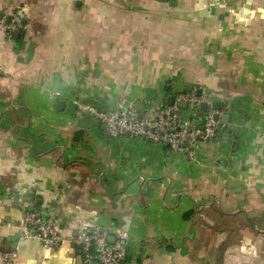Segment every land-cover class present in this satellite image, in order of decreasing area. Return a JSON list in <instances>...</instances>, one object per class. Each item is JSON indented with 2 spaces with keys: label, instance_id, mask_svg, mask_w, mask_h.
I'll list each match as a JSON object with an SVG mask.
<instances>
[{
  "label": "crops",
  "instance_id": "1",
  "mask_svg": "<svg viewBox=\"0 0 264 264\" xmlns=\"http://www.w3.org/2000/svg\"><path fill=\"white\" fill-rule=\"evenodd\" d=\"M13 19L20 36L0 34L12 264H84L75 239L95 226L125 239L129 264H264V0H0ZM190 92L221 108V133L192 156L113 137L98 114L126 99L154 119ZM32 212L59 223L60 248L28 234Z\"/></svg>",
  "mask_w": 264,
  "mask_h": 264
},
{
  "label": "built area",
  "instance_id": "2",
  "mask_svg": "<svg viewBox=\"0 0 264 264\" xmlns=\"http://www.w3.org/2000/svg\"><path fill=\"white\" fill-rule=\"evenodd\" d=\"M24 27L19 20L0 22V34L13 37L23 31ZM1 70V68H0ZM185 102L197 113H208L203 128H198V119L183 122L179 118V103ZM214 102L208 94L200 96L195 93L181 94L173 106H163L156 117L141 116L134 103L127 106V100L122 99L121 112L98 113L107 132L116 138H136L143 141L168 146L172 150L194 154L195 146L201 141H211L216 137L220 121L215 120L219 115L213 108ZM208 109L202 112V106ZM199 116V115H198ZM196 123V124H194ZM28 234L37 237L45 247L58 249L63 240L61 227L53 219H46L38 212L29 213L25 220ZM80 246L84 264H122L127 256L126 241L119 236L115 244L109 242V234L104 227L95 226L89 231L81 232L75 239ZM15 253L0 252V261L3 264H12L16 261Z\"/></svg>",
  "mask_w": 264,
  "mask_h": 264
},
{
  "label": "water",
  "instance_id": "3",
  "mask_svg": "<svg viewBox=\"0 0 264 264\" xmlns=\"http://www.w3.org/2000/svg\"><path fill=\"white\" fill-rule=\"evenodd\" d=\"M162 1H163V0H162ZM19 36H20L19 33H16V34H15V37H19ZM175 101H176L175 98H170V99L168 100V104H169V106H173V105L175 104ZM179 107L182 108V109H187V108H188V104L185 103V102H182V103H179ZM207 109H208L207 105H203V106H202V112L207 111ZM219 118H220L219 115H216V116H215V120H216V121H219ZM194 124H196V123H194ZM109 242H110L111 244H115V243H116V239H115V237H110V238H109Z\"/></svg>",
  "mask_w": 264,
  "mask_h": 264
},
{
  "label": "trees",
  "instance_id": "4",
  "mask_svg": "<svg viewBox=\"0 0 264 264\" xmlns=\"http://www.w3.org/2000/svg\"><path fill=\"white\" fill-rule=\"evenodd\" d=\"M213 108H214V110H216L217 112L219 111V110H221V108H220V106L219 105H215V104H213ZM207 114L208 113H200V116L198 117V128H203V126H204V122H205V118L207 117ZM221 132L219 131V129L216 131V137L215 138H217L218 136H219V134H220ZM129 263H131V260L128 258V255L126 256V259L124 260V262L122 263V264H129Z\"/></svg>",
  "mask_w": 264,
  "mask_h": 264
}]
</instances>
